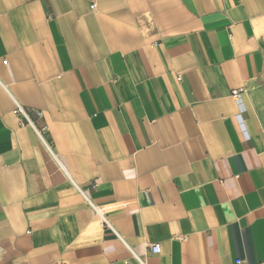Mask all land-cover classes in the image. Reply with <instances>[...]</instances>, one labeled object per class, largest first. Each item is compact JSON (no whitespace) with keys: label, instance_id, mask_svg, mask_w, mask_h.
<instances>
[{"label":"crops","instance_id":"1","mask_svg":"<svg viewBox=\"0 0 264 264\" xmlns=\"http://www.w3.org/2000/svg\"><path fill=\"white\" fill-rule=\"evenodd\" d=\"M143 263L264 264V0H0V264Z\"/></svg>","mask_w":264,"mask_h":264},{"label":"built area","instance_id":"2","mask_svg":"<svg viewBox=\"0 0 264 264\" xmlns=\"http://www.w3.org/2000/svg\"><path fill=\"white\" fill-rule=\"evenodd\" d=\"M91 9L95 10L96 9V4L93 3L91 5ZM243 92H244V90H235V91L232 92V97L234 98V100L238 104H240L242 102V94H243ZM15 114L17 116H19L21 119L27 120L28 122H30L31 113L26 111L22 106H20V105L17 106V108L15 110ZM37 115L39 117L43 116V114L41 112H37ZM45 145H46L47 149L49 150V152L53 154L50 144L46 143ZM151 252H153L154 254H158L160 252V246L158 244H155V245L151 246ZM143 264H146V263H143Z\"/></svg>","mask_w":264,"mask_h":264}]
</instances>
